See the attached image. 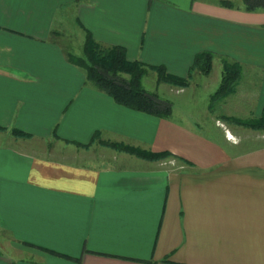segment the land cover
<instances>
[{
	"label": "crops",
	"instance_id": "obj_1",
	"mask_svg": "<svg viewBox=\"0 0 264 264\" xmlns=\"http://www.w3.org/2000/svg\"><path fill=\"white\" fill-rule=\"evenodd\" d=\"M87 38L149 68L171 116L89 81L67 57ZM202 52L212 70L187 88L150 69L187 78ZM225 61L241 79L211 101ZM263 109L264 10L245 0H0V264H264V130L222 119Z\"/></svg>",
	"mask_w": 264,
	"mask_h": 264
},
{
	"label": "trees",
	"instance_id": "obj_2",
	"mask_svg": "<svg viewBox=\"0 0 264 264\" xmlns=\"http://www.w3.org/2000/svg\"><path fill=\"white\" fill-rule=\"evenodd\" d=\"M245 3L247 11L264 10V0H245ZM222 5L233 7L232 2L229 1H222ZM67 57L73 65L82 68L88 80L99 90L106 93L116 104L161 119H167L171 116V101L162 98L155 92L146 90L142 85V80L149 68L139 62L128 61L122 48L102 49L91 38H87L83 47V56L78 57L71 54ZM212 60L213 54L210 52L197 54L189 69L187 78L169 75L161 66L150 69L157 74L158 83H165L183 89L189 86V77L193 72L198 71L202 75H209L212 70ZM241 76L242 67L240 64L225 61L220 84L215 93L211 95L210 100H221L233 94ZM222 119L229 124L247 129L264 130V109L259 118L224 117ZM12 134L16 138L28 137L17 130H13ZM100 144L147 161H160L168 158L178 159L169 152L151 153L123 144L105 142H100Z\"/></svg>",
	"mask_w": 264,
	"mask_h": 264
},
{
	"label": "rangeland",
	"instance_id": "obj_3",
	"mask_svg": "<svg viewBox=\"0 0 264 264\" xmlns=\"http://www.w3.org/2000/svg\"><path fill=\"white\" fill-rule=\"evenodd\" d=\"M71 52L74 54V52H73V50L71 49ZM75 54L78 56V55H81L82 54V50H81V48H76V50H75ZM83 56V55H82ZM142 85H143V87L146 89V90H150L151 92H154L155 91V93H157L156 92V85H155V82L154 81H152L150 78H145L144 80H142ZM167 85H169V84H167ZM171 86V85H170ZM174 87V86H173ZM161 95V97H162V94H160ZM159 95V96H160ZM187 98H189V100L190 101H194V100H198L199 98H202L203 97V94H202V92H200L199 90H197L196 89V91L194 92V90H191V91H188V93L185 95ZM162 98H164V99H167V98H169V99H175V101H177L176 99L178 98V97H176V96H174L173 94H169L166 98L165 97H162ZM252 130V129H251ZM254 131H257V130H254ZM260 131H262V130H260ZM235 141L237 140V138L236 137H234L233 135L231 136ZM44 144L46 145V144H48V143H37V146L40 148H44ZM52 145V147H54L55 146V144H51ZM48 146V145H47ZM55 149V148H54ZM53 150H51V152H52Z\"/></svg>",
	"mask_w": 264,
	"mask_h": 264
}]
</instances>
